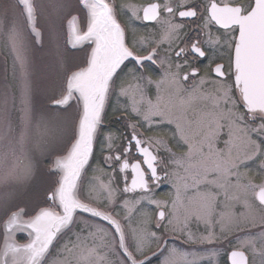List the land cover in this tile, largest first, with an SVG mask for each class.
<instances>
[{
    "label": "snow or ice",
    "instance_id": "6c2138e0",
    "mask_svg": "<svg viewBox=\"0 0 264 264\" xmlns=\"http://www.w3.org/2000/svg\"><path fill=\"white\" fill-rule=\"evenodd\" d=\"M0 264H264V0H0Z\"/></svg>",
    "mask_w": 264,
    "mask_h": 264
},
{
    "label": "flooded vegetation",
    "instance_id": "af4514ba",
    "mask_svg": "<svg viewBox=\"0 0 264 264\" xmlns=\"http://www.w3.org/2000/svg\"><path fill=\"white\" fill-rule=\"evenodd\" d=\"M146 0H116L117 5L121 4V3H145ZM121 22L122 23H126V18L125 17H121ZM203 69H202V74H203ZM98 158H99V154H98ZM259 183V182H258ZM160 195L163 196V193H161ZM17 239L20 243H24L25 239H24V234L23 233H18L17 234Z\"/></svg>",
    "mask_w": 264,
    "mask_h": 264
},
{
    "label": "rangeland",
    "instance_id": "374dc122",
    "mask_svg": "<svg viewBox=\"0 0 264 264\" xmlns=\"http://www.w3.org/2000/svg\"><path fill=\"white\" fill-rule=\"evenodd\" d=\"M256 182H257V183L260 182L259 179H258ZM159 198L163 199V198H165V197H164V195H163V197H159Z\"/></svg>",
    "mask_w": 264,
    "mask_h": 264
}]
</instances>
